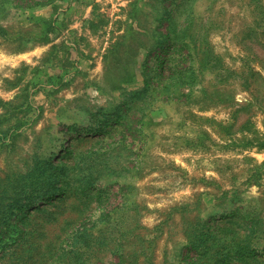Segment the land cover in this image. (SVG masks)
Segmentation results:
<instances>
[{"label": "rangeland", "instance_id": "374dc122", "mask_svg": "<svg viewBox=\"0 0 264 264\" xmlns=\"http://www.w3.org/2000/svg\"><path fill=\"white\" fill-rule=\"evenodd\" d=\"M0 264H264V0H0Z\"/></svg>", "mask_w": 264, "mask_h": 264}]
</instances>
